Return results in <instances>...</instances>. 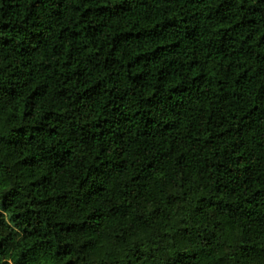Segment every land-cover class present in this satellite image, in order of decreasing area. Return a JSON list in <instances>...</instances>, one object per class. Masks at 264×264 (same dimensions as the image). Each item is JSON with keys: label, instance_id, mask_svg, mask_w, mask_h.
Instances as JSON below:
<instances>
[{"label": "clouds", "instance_id": "clouds-1", "mask_svg": "<svg viewBox=\"0 0 264 264\" xmlns=\"http://www.w3.org/2000/svg\"><path fill=\"white\" fill-rule=\"evenodd\" d=\"M0 264H264V0H0Z\"/></svg>", "mask_w": 264, "mask_h": 264}]
</instances>
